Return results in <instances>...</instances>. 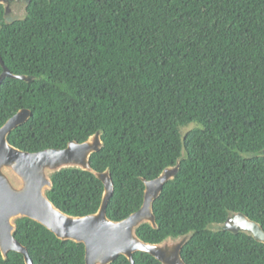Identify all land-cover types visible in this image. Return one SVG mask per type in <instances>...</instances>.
<instances>
[{
    "label": "trees",
    "instance_id": "1",
    "mask_svg": "<svg viewBox=\"0 0 264 264\" xmlns=\"http://www.w3.org/2000/svg\"><path fill=\"white\" fill-rule=\"evenodd\" d=\"M4 13L0 4V57L34 77L0 85V127L31 111L11 144L62 149L103 131L91 164L110 169L113 220L143 205V178L181 159L154 202L158 228L145 223L138 235L156 243L193 231L182 250L188 264H264V243L207 228L230 210L264 228V0H31L24 20L6 23ZM52 178L48 195L64 212L99 209L104 184L92 172ZM15 237L34 264H86L83 243L30 218L18 220ZM0 264L26 262L0 249ZM110 264L132 263L119 255ZM133 264L162 263L137 251Z\"/></svg>",
    "mask_w": 264,
    "mask_h": 264
},
{
    "label": "water",
    "instance_id": "2",
    "mask_svg": "<svg viewBox=\"0 0 264 264\" xmlns=\"http://www.w3.org/2000/svg\"><path fill=\"white\" fill-rule=\"evenodd\" d=\"M30 3L31 0H0L5 8V22L24 20ZM0 63L3 67L0 85L7 77L25 81L34 78L14 74L2 57ZM30 116V109H21L0 127V249L4 258L13 250L24 255L26 264H34L27 247L15 237L18 220L30 218L44 225L61 240L83 243L86 264H110L119 255H125L133 264L137 251L149 253L162 264H188L182 250L193 236V231L177 237L168 236L156 243L147 242L138 235V228L145 223L158 228L154 202L162 193L165 183L179 172L181 159L176 165L165 168L157 178H143V205L129 217L113 220L107 214L108 203L115 189L110 169L97 171L91 164L93 153L100 151L104 145L103 131H97L83 142L70 141L62 149L29 152L11 144L8 136ZM185 153L184 149L183 155ZM242 155L253 157L256 154L250 152ZM258 155L264 156V149ZM69 168L90 171L103 182L102 202L96 212L83 216L71 215L50 199L48 191L53 187V175ZM207 228L235 234L242 232L264 243L262 224L240 211H228L225 221L211 222Z\"/></svg>",
    "mask_w": 264,
    "mask_h": 264
}]
</instances>
